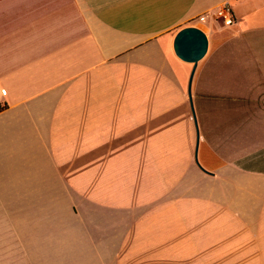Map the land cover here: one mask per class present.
Instances as JSON below:
<instances>
[{"label": "crops", "instance_id": "0c3cea01", "mask_svg": "<svg viewBox=\"0 0 264 264\" xmlns=\"http://www.w3.org/2000/svg\"><path fill=\"white\" fill-rule=\"evenodd\" d=\"M225 2L192 117L172 37ZM7 259L264 264V0H0Z\"/></svg>", "mask_w": 264, "mask_h": 264}, {"label": "water", "instance_id": "95a60500", "mask_svg": "<svg viewBox=\"0 0 264 264\" xmlns=\"http://www.w3.org/2000/svg\"><path fill=\"white\" fill-rule=\"evenodd\" d=\"M171 47L174 55L177 58L191 64L187 77L186 94L189 101L191 115L193 117V110L190 98V83L197 61L201 59L206 52L207 37L201 29L195 26H184L179 28L174 33L171 41ZM193 158L195 163L197 164L195 158V148Z\"/></svg>", "mask_w": 264, "mask_h": 264}, {"label": "built area", "instance_id": "2783aa9c", "mask_svg": "<svg viewBox=\"0 0 264 264\" xmlns=\"http://www.w3.org/2000/svg\"><path fill=\"white\" fill-rule=\"evenodd\" d=\"M197 21L199 22H221L222 26H230L234 22L231 16V9L227 2L223 3L219 8L214 10L213 12L204 13L196 16Z\"/></svg>", "mask_w": 264, "mask_h": 264}, {"label": "rangeland", "instance_id": "374dc122", "mask_svg": "<svg viewBox=\"0 0 264 264\" xmlns=\"http://www.w3.org/2000/svg\"><path fill=\"white\" fill-rule=\"evenodd\" d=\"M199 25H200L199 27L201 28V30H203V32L206 34V36H207V38L209 40H211L212 30L219 29V28L222 27L221 22H218V23L217 22H211V24H210L211 27H209L210 25L208 23H205V24L201 23ZM182 149L184 150V148H182ZM167 150L168 151H171L170 148H167ZM183 150H182V155L184 154V151ZM119 185L122 188L121 183ZM110 197H111L112 200L113 199L118 200L117 202L122 203L123 205H125V194H124V190L121 193H117L116 190H115V194L113 196H109L108 198H110ZM183 214H184L183 217H186L185 216V212H183ZM6 264H13V260L12 259L11 260H8L7 259Z\"/></svg>", "mask_w": 264, "mask_h": 264}]
</instances>
